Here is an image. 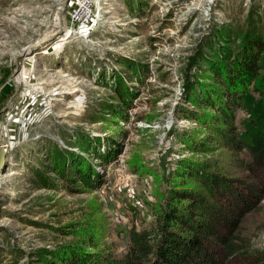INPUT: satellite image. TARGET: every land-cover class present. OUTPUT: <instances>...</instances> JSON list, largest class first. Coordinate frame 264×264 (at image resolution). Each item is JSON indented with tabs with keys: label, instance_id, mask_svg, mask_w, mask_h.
<instances>
[{
	"label": "rangeland",
	"instance_id": "obj_1",
	"mask_svg": "<svg viewBox=\"0 0 264 264\" xmlns=\"http://www.w3.org/2000/svg\"><path fill=\"white\" fill-rule=\"evenodd\" d=\"M81 2L0 0V133L11 142L0 264L121 256L177 183L210 202L235 184L256 188L239 231L252 264H264V98L240 94L230 129L207 105L222 98L220 57L249 32L264 36V0ZM111 146L101 162L96 150ZM184 165L193 178H179Z\"/></svg>",
	"mask_w": 264,
	"mask_h": 264
},
{
	"label": "trees",
	"instance_id": "obj_2",
	"mask_svg": "<svg viewBox=\"0 0 264 264\" xmlns=\"http://www.w3.org/2000/svg\"><path fill=\"white\" fill-rule=\"evenodd\" d=\"M220 58L225 81H219L224 92L218 107L210 100L207 105L217 110L223 125L230 129L233 108L242 104L240 94L252 90L261 92L264 98V36L249 32L235 52L225 53ZM126 117L123 115L121 119ZM255 123L251 122V125L259 127ZM79 146L85 149L82 143ZM115 149L111 146L107 151L96 150L95 153L101 162H105L115 157L119 148ZM53 169L59 177L68 179L63 167L54 166ZM85 170H75L79 179L86 178ZM194 173L184 165L177 175L186 179L193 178ZM96 174L92 172L91 181L98 187L102 175ZM84 182L87 184L86 179ZM179 185L181 183L170 189V198L165 197L157 219L130 234L123 255L111 259L105 256L101 262L89 260L88 264H252V252L239 225L244 214L258 201V190L235 184L227 187L224 194L211 195L215 202H210L202 192ZM92 244L90 241L89 245ZM59 260L63 264L77 262L75 257L60 256Z\"/></svg>",
	"mask_w": 264,
	"mask_h": 264
},
{
	"label": "water",
	"instance_id": "obj_3",
	"mask_svg": "<svg viewBox=\"0 0 264 264\" xmlns=\"http://www.w3.org/2000/svg\"><path fill=\"white\" fill-rule=\"evenodd\" d=\"M59 17L61 18V11L59 12ZM61 20V19H60ZM19 85H16L14 95L17 93ZM6 160V147L3 142L2 135L0 133V170H2Z\"/></svg>",
	"mask_w": 264,
	"mask_h": 264
},
{
	"label": "bare ground",
	"instance_id": "obj_4",
	"mask_svg": "<svg viewBox=\"0 0 264 264\" xmlns=\"http://www.w3.org/2000/svg\"><path fill=\"white\" fill-rule=\"evenodd\" d=\"M69 32V29L68 30H66L65 31V34L64 35H66L67 33ZM23 54V53H22ZM32 57H29V59H31ZM22 75H24V76H26V71H24V70H22L21 72H20V74H17L16 75V77H15V80L17 81V82H22L23 80V76ZM3 138V137H2ZM11 145V142L9 141V140H7V143H6V146L8 147V146H10ZM7 147H6V150H7Z\"/></svg>",
	"mask_w": 264,
	"mask_h": 264
},
{
	"label": "built area",
	"instance_id": "obj_5",
	"mask_svg": "<svg viewBox=\"0 0 264 264\" xmlns=\"http://www.w3.org/2000/svg\"><path fill=\"white\" fill-rule=\"evenodd\" d=\"M78 1H79V0H78ZM85 1H86V0H82V2L80 3V5H81V9H84V8H85V6H86ZM70 3H71V2H70ZM84 10H85V9H84ZM76 13H77V17H75V18H77V19L80 18L79 16H81V13H80V12H76ZM85 14H86V13H85ZM85 14H84V15H85ZM74 15H75V13L73 14V16H74ZM86 15H87V14H86ZM84 18H86V17H84ZM5 139L8 140L7 136H6V137H5V136L3 137L4 145H5V147H7V146H6L7 141H6Z\"/></svg>",
	"mask_w": 264,
	"mask_h": 264
}]
</instances>
